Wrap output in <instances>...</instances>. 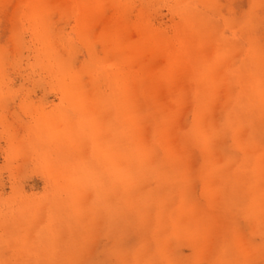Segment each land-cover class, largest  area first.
<instances>
[{
    "label": "rangeland",
    "instance_id": "rangeland-1",
    "mask_svg": "<svg viewBox=\"0 0 264 264\" xmlns=\"http://www.w3.org/2000/svg\"><path fill=\"white\" fill-rule=\"evenodd\" d=\"M0 264H264V0H0Z\"/></svg>",
    "mask_w": 264,
    "mask_h": 264
}]
</instances>
